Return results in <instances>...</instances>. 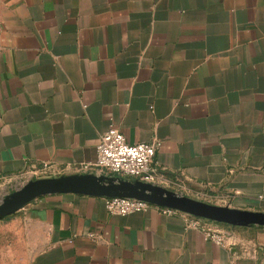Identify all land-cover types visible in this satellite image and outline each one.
I'll return each mask as SVG.
<instances>
[{
	"label": "crops",
	"instance_id": "1",
	"mask_svg": "<svg viewBox=\"0 0 264 264\" xmlns=\"http://www.w3.org/2000/svg\"><path fill=\"white\" fill-rule=\"evenodd\" d=\"M110 127L264 214V0H0V178L98 174ZM235 239L50 193L0 219V264H264V228Z\"/></svg>",
	"mask_w": 264,
	"mask_h": 264
},
{
	"label": "water",
	"instance_id": "2",
	"mask_svg": "<svg viewBox=\"0 0 264 264\" xmlns=\"http://www.w3.org/2000/svg\"><path fill=\"white\" fill-rule=\"evenodd\" d=\"M71 192L94 196H124L176 209L199 218L234 224H264V214L230 209L180 196L150 184L120 180L103 175L74 174L28 180L0 202V219L13 214L28 201L50 193Z\"/></svg>",
	"mask_w": 264,
	"mask_h": 264
},
{
	"label": "built area",
	"instance_id": "3",
	"mask_svg": "<svg viewBox=\"0 0 264 264\" xmlns=\"http://www.w3.org/2000/svg\"><path fill=\"white\" fill-rule=\"evenodd\" d=\"M158 145V142L129 143L117 128L110 127L100 135L96 143L94 162L82 165V169L93 167L99 172L96 175L112 177L116 181L118 179L138 181L164 188L163 184H166L167 180L154 163ZM102 199L105 209L110 214L143 213L154 207L162 214L180 216L188 227L202 230L206 238L218 244H224L228 239L223 234L207 228L201 222V218L176 209L124 196H102Z\"/></svg>",
	"mask_w": 264,
	"mask_h": 264
},
{
	"label": "rangeland",
	"instance_id": "4",
	"mask_svg": "<svg viewBox=\"0 0 264 264\" xmlns=\"http://www.w3.org/2000/svg\"><path fill=\"white\" fill-rule=\"evenodd\" d=\"M37 178H47V177H37ZM32 179H36V178H32ZM166 180H167L166 184H163L164 188L175 194H179L180 196L192 198L212 205L227 207L230 209H236L231 207L227 199L223 198L221 194H214L212 192H208L203 188L188 185L182 182L181 180H175V179L174 180L166 179ZM26 182L27 180L25 178H20V177L0 178V202L6 197H8V195H10L12 192L19 189ZM201 222L207 228L211 229L214 232H219L223 234L225 238H229V239L232 238V236H235L236 239L242 240L247 236V230L251 228H264V224H257V223L229 224V223H224V222H219L204 218H201Z\"/></svg>",
	"mask_w": 264,
	"mask_h": 264
}]
</instances>
